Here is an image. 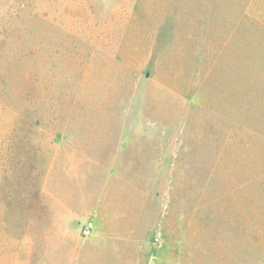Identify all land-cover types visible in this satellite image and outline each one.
Segmentation results:
<instances>
[{
    "label": "rangeland",
    "instance_id": "1",
    "mask_svg": "<svg viewBox=\"0 0 264 264\" xmlns=\"http://www.w3.org/2000/svg\"><path fill=\"white\" fill-rule=\"evenodd\" d=\"M0 264H264V0H0Z\"/></svg>",
    "mask_w": 264,
    "mask_h": 264
},
{
    "label": "built area",
    "instance_id": "2",
    "mask_svg": "<svg viewBox=\"0 0 264 264\" xmlns=\"http://www.w3.org/2000/svg\"><path fill=\"white\" fill-rule=\"evenodd\" d=\"M91 229H92V222L91 221L85 222L84 226H83V229H82V234L84 236L89 235L90 232H91Z\"/></svg>",
    "mask_w": 264,
    "mask_h": 264
}]
</instances>
